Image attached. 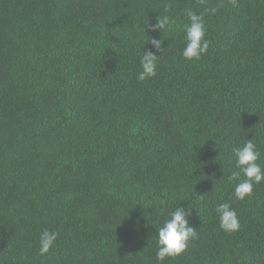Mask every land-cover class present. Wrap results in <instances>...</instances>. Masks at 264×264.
Returning a JSON list of instances; mask_svg holds the SVG:
<instances>
[{
  "label": "trees",
  "instance_id": "trees-1",
  "mask_svg": "<svg viewBox=\"0 0 264 264\" xmlns=\"http://www.w3.org/2000/svg\"><path fill=\"white\" fill-rule=\"evenodd\" d=\"M206 7L207 54L185 61L186 12ZM251 139L264 168V0H0V264H157L176 206L197 238L163 264H264V181L241 201L228 180Z\"/></svg>",
  "mask_w": 264,
  "mask_h": 264
},
{
  "label": "clouds",
  "instance_id": "clouds-1",
  "mask_svg": "<svg viewBox=\"0 0 264 264\" xmlns=\"http://www.w3.org/2000/svg\"><path fill=\"white\" fill-rule=\"evenodd\" d=\"M206 0H200L204 4ZM233 5L235 0H229ZM165 13L169 11L165 6ZM217 8H205L204 13L197 14L192 10H187L186 16L189 23L184 27L185 47L182 57L185 61L199 60L201 56L207 54L209 41L206 39L205 14L215 15ZM156 23L151 26L152 31H165L169 29L172 20L169 15H159ZM145 44H151L156 52H162L163 41L161 39H148ZM157 55L151 51L143 52L140 58L141 70L137 76L142 82L152 78L157 71ZM233 157L235 169L228 177L229 182H237L234 188V198L244 200L252 194L253 186L264 181V168L258 163L260 153L253 140H247L242 147H234ZM215 212L219 220L220 229L226 234H232L239 230L240 223L236 211L229 203H220ZM192 214L191 207H175L174 211L168 214L163 224L159 227L156 239V260L157 264H163L168 258H175L185 252L189 242L197 238L196 229L189 226V218ZM59 236V232L44 230L39 238L38 254L46 255L54 245Z\"/></svg>",
  "mask_w": 264,
  "mask_h": 264
}]
</instances>
